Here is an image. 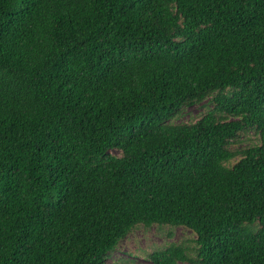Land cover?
<instances>
[{
  "label": "trees",
  "instance_id": "obj_1",
  "mask_svg": "<svg viewBox=\"0 0 264 264\" xmlns=\"http://www.w3.org/2000/svg\"><path fill=\"white\" fill-rule=\"evenodd\" d=\"M152 227L192 237L150 264H264V0H0V264Z\"/></svg>",
  "mask_w": 264,
  "mask_h": 264
},
{
  "label": "rangeland",
  "instance_id": "obj_2",
  "mask_svg": "<svg viewBox=\"0 0 264 264\" xmlns=\"http://www.w3.org/2000/svg\"><path fill=\"white\" fill-rule=\"evenodd\" d=\"M203 112L201 107H191L186 110L181 121L187 122L195 119ZM241 146V144H240ZM187 237H192L188 230L176 228L173 230V237L166 238L162 232L154 227L150 229L138 228L129 234L119 243L115 252H113L104 264H150L142 252H150L153 248L162 246L170 241H179Z\"/></svg>",
  "mask_w": 264,
  "mask_h": 264
}]
</instances>
